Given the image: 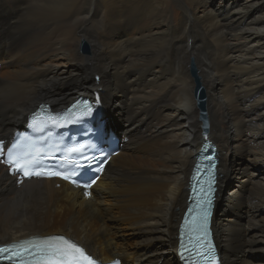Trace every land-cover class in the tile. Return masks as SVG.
Masks as SVG:
<instances>
[{"label": "bare ground", "instance_id": "bare-ground-1", "mask_svg": "<svg viewBox=\"0 0 264 264\" xmlns=\"http://www.w3.org/2000/svg\"><path fill=\"white\" fill-rule=\"evenodd\" d=\"M0 64L5 148L38 104L58 110L80 95L101 104L120 137L91 190L18 183L0 156V244L62 235L101 263L182 264L178 228L209 138L222 262L264 264V0H0Z\"/></svg>", "mask_w": 264, "mask_h": 264}, {"label": "snow or ice", "instance_id": "snow-or-ice-1", "mask_svg": "<svg viewBox=\"0 0 264 264\" xmlns=\"http://www.w3.org/2000/svg\"><path fill=\"white\" fill-rule=\"evenodd\" d=\"M93 116V106L84 103V108L78 112L67 109L64 112L52 113L45 110L43 105L40 111L29 116L28 127L35 133V137L26 134H17L11 147L5 148L0 141V156L6 152V158L2 161L9 166L13 175L19 174L22 183L23 178L35 177H60L69 180L71 177L64 174L70 171L71 175H77L78 170H82L87 165L79 163L80 159L86 158V152L93 146L91 144L76 143L71 147L59 148L60 141L55 147L57 151H62L68 155L64 156L63 162L59 163L61 170H51L45 161L53 157L41 146L48 144L55 139L53 129H60L73 124H81L86 118ZM62 139V136H61ZM75 154V156H72ZM95 159V157H93ZM99 168L98 171H102ZM95 181H85L84 187H91ZM79 186V185H78ZM202 198L198 201L199 212L192 218L189 232H199L193 243V238L189 236L191 248L185 251L192 252L203 259L204 264H217L213 245L207 239V220L209 207L211 205V192L209 186L207 190L201 188ZM85 195H88L85 192ZM183 246V245H182ZM0 259L8 260L10 264H96L95 260L83 247L65 236L33 237L20 241L10 247L0 248ZM193 264L195 262L193 261Z\"/></svg>", "mask_w": 264, "mask_h": 264}, {"label": "water", "instance_id": "water-1", "mask_svg": "<svg viewBox=\"0 0 264 264\" xmlns=\"http://www.w3.org/2000/svg\"><path fill=\"white\" fill-rule=\"evenodd\" d=\"M191 73L192 76L195 80V84H196V89H195V98L197 100V105L200 109L201 112V120L203 121V127L205 128V133H207V131L209 130L208 128V119H207V113H206V97H205V92L204 89L201 85L200 82V77L198 76V71L197 68L195 66V63L192 62L191 63ZM96 100L93 99V103L95 105ZM217 207V204H216ZM215 213H216V208H215Z\"/></svg>", "mask_w": 264, "mask_h": 264}, {"label": "rangeland", "instance_id": "rangeland-1", "mask_svg": "<svg viewBox=\"0 0 264 264\" xmlns=\"http://www.w3.org/2000/svg\"><path fill=\"white\" fill-rule=\"evenodd\" d=\"M90 49V46L87 44V43H80V46H79V52L81 53V54H83V55H91V49ZM8 72V69L6 68V66L3 68V69H1L0 70V79H1V77H6L5 75H6V73ZM98 77L99 76H97V77H95L94 78V80H93V82H95V83H97V79H98ZM96 86H97V84H96ZM54 109H57V108H54ZM106 120V119H105ZM110 120H111V118H110ZM111 125H112V127L113 128H115L116 129V131H115V133H116V135L118 136V132H117V130H118V128H116V127H114L113 126V124L111 123ZM107 126H109L108 125V122H107ZM24 126H21V128H23ZM119 131V130H118ZM202 132H203V130H202ZM202 132H201V134H202ZM122 136V135H121ZM118 138H120L119 136H118ZM123 138V137H122ZM202 138H203V134H202ZM201 138V139H202ZM4 157V156H3ZM220 159V158H219Z\"/></svg>", "mask_w": 264, "mask_h": 264}]
</instances>
